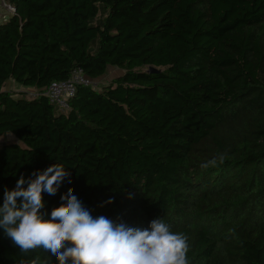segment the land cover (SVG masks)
Returning <instances> with one entry per match:
<instances>
[{
	"label": "trees",
	"instance_id": "16d2710c",
	"mask_svg": "<svg viewBox=\"0 0 264 264\" xmlns=\"http://www.w3.org/2000/svg\"><path fill=\"white\" fill-rule=\"evenodd\" d=\"M5 1L0 137L18 142L0 147V205L21 175L60 163L70 176L43 194L49 217L72 188L94 218L162 219L187 237L189 264H264V0ZM109 68L124 74L78 86L67 111L46 96ZM36 258L59 264L0 228V264Z\"/></svg>",
	"mask_w": 264,
	"mask_h": 264
},
{
	"label": "clouds",
	"instance_id": "9594fccd",
	"mask_svg": "<svg viewBox=\"0 0 264 264\" xmlns=\"http://www.w3.org/2000/svg\"><path fill=\"white\" fill-rule=\"evenodd\" d=\"M69 176L63 164L55 163L27 180L21 175L13 190H4L0 228L21 253L42 249L59 264H189L187 237L162 219L140 229L103 215L94 218L72 188L49 217L43 194L55 195ZM21 264H38V258Z\"/></svg>",
	"mask_w": 264,
	"mask_h": 264
},
{
	"label": "built area",
	"instance_id": "2783aa9c",
	"mask_svg": "<svg viewBox=\"0 0 264 264\" xmlns=\"http://www.w3.org/2000/svg\"><path fill=\"white\" fill-rule=\"evenodd\" d=\"M0 7L6 10L9 17L16 14V9L5 0H0ZM78 86H94V82L87 78L82 70H76L69 80L52 83L46 96L61 111H67L69 109L68 102L75 96Z\"/></svg>",
	"mask_w": 264,
	"mask_h": 264
},
{
	"label": "rangeland",
	"instance_id": "374dc122",
	"mask_svg": "<svg viewBox=\"0 0 264 264\" xmlns=\"http://www.w3.org/2000/svg\"><path fill=\"white\" fill-rule=\"evenodd\" d=\"M9 18L8 13L6 12L5 9L0 7V25L6 21V19ZM124 74V71L116 69V68H109L106 75L103 77L97 79L94 81V89L96 91H102L104 88L110 85V83L116 79L117 77H120ZM6 91H11L16 93L17 95H24L27 98H34L37 95L36 90L34 89H24L21 86L17 85L16 83L9 82L6 87ZM18 141L12 134H5L3 137H0V147L3 144H8V143H17Z\"/></svg>",
	"mask_w": 264,
	"mask_h": 264
},
{
	"label": "water",
	"instance_id": "95a60500",
	"mask_svg": "<svg viewBox=\"0 0 264 264\" xmlns=\"http://www.w3.org/2000/svg\"><path fill=\"white\" fill-rule=\"evenodd\" d=\"M150 72H151V73H159V72H157L155 69H150Z\"/></svg>",
	"mask_w": 264,
	"mask_h": 264
}]
</instances>
